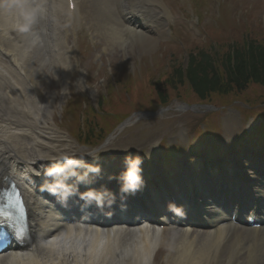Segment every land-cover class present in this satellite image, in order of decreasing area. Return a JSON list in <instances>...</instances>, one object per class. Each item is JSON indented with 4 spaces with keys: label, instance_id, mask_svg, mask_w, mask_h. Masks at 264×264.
Returning <instances> with one entry per match:
<instances>
[{
    "label": "bare ground",
    "instance_id": "1",
    "mask_svg": "<svg viewBox=\"0 0 264 264\" xmlns=\"http://www.w3.org/2000/svg\"><path fill=\"white\" fill-rule=\"evenodd\" d=\"M85 1L91 4L90 8L85 4V9L92 12V20L96 22L99 32L104 33L107 41L116 44L120 50L125 49L124 59L127 57L130 59L135 51L140 54L150 51L155 43L154 38L147 30L136 27L126 17L128 5L134 4L137 0L130 2L115 0L114 4L102 0ZM36 4L43 9V16L35 26V30L42 36V43L34 47H22L27 38L20 31L19 20L25 14L27 7ZM61 7L62 0H0V20L12 21L10 25L5 26L7 31L14 33L6 42L12 47V52L6 51L7 54H12V77L7 78L2 74L0 79V91L4 93L1 99H7L12 106V113L5 120L12 128V135L5 132L0 134V152L6 155L5 161L11 156L13 165L20 162H35L37 158L55 164L61 160L62 155L69 156L68 152L49 147L50 142L44 140V137L48 138L52 135L50 132L53 133L48 121L55 108L53 97L50 96L41 103L35 100L34 94H28V90L35 89L39 83V80L35 79L37 75H41L42 78L50 69H54L53 73H57L66 64L68 50L58 47L57 42L51 41L46 27L47 21L51 20L55 13L60 12ZM55 49H58L57 53H54ZM148 54H151V51ZM3 65L0 60V67ZM34 73L37 74L34 76ZM9 111H5L4 115ZM43 115L47 118L44 119ZM23 119L27 124L21 123ZM40 123H42L41 129H38L35 125ZM28 124H30L29 128L23 127ZM34 126L38 129V133L30 132ZM232 129L233 127H229L230 131ZM3 135L5 137L2 139ZM214 209L215 206L211 202L205 207L208 214ZM43 218L45 220H42L41 228L37 231L38 238L33 256H27L28 253L25 251L22 253L12 251L0 255V264H37L39 261L41 264H60L58 258H61L65 264H108L111 259L114 262L115 258L118 261L115 264H149L143 258V239H140L135 230L130 231L124 227L108 229L109 225L105 227V224L87 228L82 225L75 226V224H65L62 219L49 214H43ZM235 229L239 237L232 241L233 234L228 236L212 257L210 251L213 241L229 235L230 226L215 229L207 235H199L192 244L186 243L183 239V237L189 239L188 230L180 232L179 238L173 241L170 253L173 255V262L206 264L209 259L216 261L223 250L230 253L229 260L241 251L244 254L248 234ZM112 232L113 238H111ZM153 235L156 236L157 232H153ZM263 238L264 233L253 242L257 252L249 258V264H264ZM152 249L157 250L155 242L152 244ZM252 250L249 253H252ZM180 257H182L180 262L176 263Z\"/></svg>",
    "mask_w": 264,
    "mask_h": 264
},
{
    "label": "rangeland",
    "instance_id": "2",
    "mask_svg": "<svg viewBox=\"0 0 264 264\" xmlns=\"http://www.w3.org/2000/svg\"><path fill=\"white\" fill-rule=\"evenodd\" d=\"M102 1L103 2L106 1V3H112L114 0H102ZM246 1H248L251 4L256 3V4H259L261 6L264 5V0H246ZM234 3H236L239 6V8H241V6L245 3V0H235ZM262 10L263 9L261 7V10H259L258 12L256 11V14L258 16H262L263 15ZM240 15H241V12L239 10L238 16H240ZM203 19L207 20L208 19L207 15H205ZM83 32L87 33V31H83ZM149 50L151 52H153L152 47ZM109 51H110L111 57L115 58L114 64H117L118 63L117 59H119V57H120L119 55L121 52L120 47H118V46L111 47L109 45ZM150 51H148V52H150ZM148 52L144 53L143 55L144 56L148 55ZM90 66L91 65L86 60L82 66V69L84 71H87L90 68ZM112 75L113 74H111V75L103 74V75H100L98 79L89 81L90 87H91L92 92H93L92 93L93 99H96L97 96L100 95L102 85L105 84L107 81H109L113 77ZM52 76H53V74H52ZM105 76L108 78H105ZM68 78H69L70 82L68 85H66L67 88L69 87L67 95L64 97L63 100L58 99V97L55 96L57 105H56V108L54 110V120H56L57 115L59 114L60 110L62 109V106L64 105V102H65V99H67L69 97L71 100H73V102H78L79 98L81 99V95H83L81 88L75 82V78H72V77H68ZM62 85L63 84H62V81H61L59 75H57L56 78H54V76H53L51 78V80L48 82V84H44V85L40 86L39 90L37 91L38 100L43 101L45 99L46 95L50 94V93H53L55 95L59 94L60 89L62 88ZM257 86L256 85L248 86L244 90L245 94L248 95V94L252 93L255 90V88H258V87L260 88V90L264 91V85L258 86V87ZM106 92L108 93V95L113 96V90L111 87L107 86ZM172 111L177 112L173 108H170L169 110L164 112L165 115L162 116V118H159L160 120L155 121V119H148L146 122H142L137 127L130 130L128 134L118 137L113 142L110 151H112L115 154L121 155L126 151L127 147L132 146L133 144H135L136 147H144L149 142L154 140L155 138H159L163 134L169 133L172 129H174V131H175L177 128L186 127L183 124H185V123L193 124L194 119L199 118V115L197 113H194V112L184 113V112H186L184 110V111H181L178 114H176V117L174 119V116H172V114H174V113H172ZM63 148H65V149L70 148V145L66 144V146ZM242 259H243V256L241 255L232 264H241L240 260H242ZM218 264H222V261H220Z\"/></svg>",
    "mask_w": 264,
    "mask_h": 264
},
{
    "label": "trees",
    "instance_id": "3",
    "mask_svg": "<svg viewBox=\"0 0 264 264\" xmlns=\"http://www.w3.org/2000/svg\"><path fill=\"white\" fill-rule=\"evenodd\" d=\"M263 63L264 47L252 45L232 54L222 52L214 61L204 56L200 61L191 60L185 71L176 70L175 79H188L200 95L210 89H239L249 82L264 83Z\"/></svg>",
    "mask_w": 264,
    "mask_h": 264
},
{
    "label": "clouds",
    "instance_id": "4",
    "mask_svg": "<svg viewBox=\"0 0 264 264\" xmlns=\"http://www.w3.org/2000/svg\"><path fill=\"white\" fill-rule=\"evenodd\" d=\"M43 16V9L39 4L29 6L25 9V14L20 18L19 23L21 25L20 31L27 38L25 45L22 47H34L42 43V36L39 31L35 30V26L39 24L41 18ZM143 164V159L139 156L137 157H126L125 158V172L124 176L129 178L132 183L129 185V188L124 189L135 190V187L138 186L139 174L142 170L141 166ZM56 171H60V169H56ZM99 172V169H96ZM52 173H49L51 175ZM131 177H135V179H131ZM55 195L56 193L53 192ZM72 193H68L71 195ZM84 197L81 196V199ZM67 200V196L65 197V202ZM102 206V205H98ZM170 211L174 210V207H170Z\"/></svg>",
    "mask_w": 264,
    "mask_h": 264
},
{
    "label": "snow or ice",
    "instance_id": "5",
    "mask_svg": "<svg viewBox=\"0 0 264 264\" xmlns=\"http://www.w3.org/2000/svg\"><path fill=\"white\" fill-rule=\"evenodd\" d=\"M131 179H135V177H131ZM0 195H6V193H0Z\"/></svg>",
    "mask_w": 264,
    "mask_h": 264
}]
</instances>
